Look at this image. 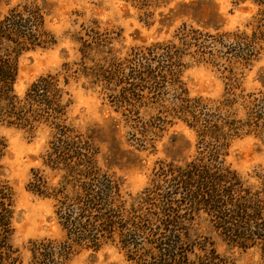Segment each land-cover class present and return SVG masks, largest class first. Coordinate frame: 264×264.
Wrapping results in <instances>:
<instances>
[{"label": "trees", "instance_id": "obj_1", "mask_svg": "<svg viewBox=\"0 0 264 264\" xmlns=\"http://www.w3.org/2000/svg\"><path fill=\"white\" fill-rule=\"evenodd\" d=\"M233 2L256 7L244 30L209 33L182 24L172 39L131 47L122 58L114 56L105 34L83 30L80 62L38 77L22 96L14 90L19 58L56 41L37 0H25L0 18V126L47 134L25 189L52 201L62 232L60 239L29 241L27 264H70L78 254L107 245L127 264H235L198 232L201 218L228 250L254 251L264 264V169L250 185L225 161L235 139L252 136L264 144V93L238 88L264 48V0ZM198 4L186 8L199 10ZM193 64L222 74L219 100L189 96L182 74ZM76 65L88 71L90 88L119 116L111 126L125 128L137 150H152L179 123L195 137L194 154L161 162L142 193L126 195L122 180L99 165L95 134L70 122ZM5 151L0 139V161ZM12 217L13 192L0 166V264H21L10 243Z\"/></svg>", "mask_w": 264, "mask_h": 264}, {"label": "rangeland", "instance_id": "obj_2", "mask_svg": "<svg viewBox=\"0 0 264 264\" xmlns=\"http://www.w3.org/2000/svg\"><path fill=\"white\" fill-rule=\"evenodd\" d=\"M25 0H0V18ZM199 1L198 7L186 6ZM43 4L45 27L55 38V45L24 54L18 61L15 93L22 96L38 77L58 72L63 64L80 62L79 38L87 39L84 31L93 29L105 34L108 46L116 58L124 57L131 47L172 39L182 24L205 29L209 33L244 30L256 7L250 3L235 4L233 0H143L141 6L124 0H37ZM193 14V16L191 15ZM84 30V31H83ZM86 62L85 67H90ZM71 80L69 91L72 105L70 122L79 132L96 137L99 165L123 182V191L136 197L148 187L154 169L161 162L182 160L194 154L195 137L177 123L169 127L154 143L152 150H137L130 142L127 130L111 123L119 120L109 102L96 88H90L88 71ZM221 73L204 64L190 65L183 71L182 81L190 97L219 100L223 94ZM244 93H264V48L238 86ZM0 139L6 144L0 161L1 174L13 192V234L10 243L18 250L21 264L29 260L28 242L42 238L60 239L62 232L53 215V203L26 191L30 170L39 166L47 134L30 135L24 131L0 126ZM226 163L243 181L255 184L254 173L264 169V144L252 136L232 141ZM204 217V216H203ZM201 218L198 232L213 240L219 253L230 256L235 264H258L254 251L233 252L221 243ZM209 232V233H208ZM70 264H127L122 253L113 246L97 252L84 251Z\"/></svg>", "mask_w": 264, "mask_h": 264}]
</instances>
